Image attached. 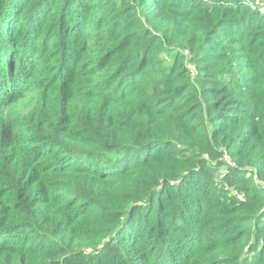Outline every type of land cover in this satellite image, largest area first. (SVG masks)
<instances>
[{
  "label": "trees",
  "instance_id": "trees-1",
  "mask_svg": "<svg viewBox=\"0 0 264 264\" xmlns=\"http://www.w3.org/2000/svg\"><path fill=\"white\" fill-rule=\"evenodd\" d=\"M264 0H0V264H264Z\"/></svg>",
  "mask_w": 264,
  "mask_h": 264
},
{
  "label": "rangeland",
  "instance_id": "rangeland-1",
  "mask_svg": "<svg viewBox=\"0 0 264 264\" xmlns=\"http://www.w3.org/2000/svg\"><path fill=\"white\" fill-rule=\"evenodd\" d=\"M264 7V6H263Z\"/></svg>",
  "mask_w": 264,
  "mask_h": 264
}]
</instances>
